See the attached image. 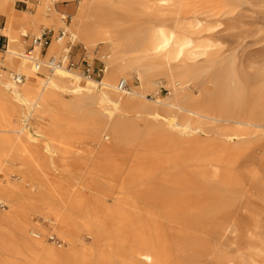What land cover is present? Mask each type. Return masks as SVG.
I'll return each mask as SVG.
<instances>
[{
	"label": "bare ground",
	"instance_id": "bare-ground-1",
	"mask_svg": "<svg viewBox=\"0 0 264 264\" xmlns=\"http://www.w3.org/2000/svg\"><path fill=\"white\" fill-rule=\"evenodd\" d=\"M38 1L30 13L0 0L8 39L0 51V202L11 208L0 214V264H175L171 226L188 216L199 224L245 193L235 143L263 126L262 90L253 102L245 84L264 75L251 77L196 36L207 24L203 10L218 15L231 0ZM60 3L75 9L61 11ZM64 26L106 63L101 83L64 66L37 69L25 56V35ZM64 47L52 42L48 56ZM212 70L214 89L199 84ZM121 79L128 89H118ZM161 86L168 96L159 95ZM209 126L220 129L216 141L208 140ZM75 170L84 173L79 183ZM132 196L153 207L129 204ZM35 213L42 223L33 222ZM7 226L15 232L5 236ZM49 231L63 244H49Z\"/></svg>",
	"mask_w": 264,
	"mask_h": 264
},
{
	"label": "rangeland",
	"instance_id": "rangeland-1",
	"mask_svg": "<svg viewBox=\"0 0 264 264\" xmlns=\"http://www.w3.org/2000/svg\"><path fill=\"white\" fill-rule=\"evenodd\" d=\"M9 1L16 9L22 7V5L18 7L20 3H16L15 0ZM52 2L53 0L49 2L50 6ZM74 9V6L68 7L70 11ZM209 9L203 10L201 18L206 19L207 24L202 32L196 34L197 38L214 43L215 49L225 62L235 58L238 68L251 77L264 75V0H231L226 10L218 15H213ZM192 18L193 15H189V19ZM167 24L173 26L174 23ZM34 34L30 32L26 49ZM7 42L8 39L4 35L0 39V50L6 48ZM1 44H5L4 49L1 48ZM88 56V59L91 61L95 59V64L100 65L102 59L99 56L96 58L91 54ZM214 73L215 70H212L202 75L199 84L214 89L215 85L211 82ZM255 80L245 84V89H250L254 93L253 102L259 91L262 90L264 95L263 79ZM232 87L230 82L228 88ZM195 92H198L197 88ZM168 94L167 87L161 86L159 95L166 97ZM152 97L153 95L148 96L149 99ZM137 121L141 127L144 126V121L141 119ZM209 131L208 140L216 141L218 138L216 134L220 129L209 126ZM235 146L243 149L237 163V172L247 182L245 193L231 203H222L218 213L209 214L199 224L194 223V217L188 216L184 225L171 226L176 235L171 239L175 264H264V121L263 126L251 130L241 140H237ZM12 168L9 178L13 183H19L20 163L13 164ZM4 174V171H0V180ZM73 175L79 179L77 180L79 183L84 173L75 170ZM59 177L68 185L69 182L65 180L63 174L60 173ZM26 187L30 188L28 185ZM96 187L99 190L115 192L110 183L98 182ZM128 203L140 209L153 207V203L135 196L130 197ZM107 204L115 207L118 204V196L114 195L108 199ZM10 209L6 203L0 202V214H7ZM42 216L39 213L33 214V222L42 223ZM44 224L48 225L47 222ZM183 229L189 232L186 237L177 233ZM14 232L13 227L7 226L5 236ZM80 236L85 242H91L85 231L81 230ZM46 239L49 244H63L52 231L48 232ZM1 255L7 256L5 253Z\"/></svg>",
	"mask_w": 264,
	"mask_h": 264
},
{
	"label": "built area",
	"instance_id": "built-area-1",
	"mask_svg": "<svg viewBox=\"0 0 264 264\" xmlns=\"http://www.w3.org/2000/svg\"><path fill=\"white\" fill-rule=\"evenodd\" d=\"M32 0H15L16 3L29 4ZM65 23H70L71 15L69 13L63 14ZM24 37L29 38L28 35ZM63 41L65 44L64 50L58 55H49L48 49L52 42ZM2 49L5 44H1ZM39 49V52L36 50ZM2 51V50H0ZM25 56L36 64L37 69L46 67L49 71L56 67H66L70 70L79 71L85 77L94 79L101 83L106 72V63L101 60L100 65L95 64V59L91 61L88 59V52L83 44L75 42L66 26L55 31L52 28L45 27L37 35L30 38V44L25 50ZM17 81H22L25 76L16 74ZM129 85L125 79H121L118 83L119 90L128 89Z\"/></svg>",
	"mask_w": 264,
	"mask_h": 264
},
{
	"label": "crops",
	"instance_id": "crops-1",
	"mask_svg": "<svg viewBox=\"0 0 264 264\" xmlns=\"http://www.w3.org/2000/svg\"><path fill=\"white\" fill-rule=\"evenodd\" d=\"M33 4H34V7H29V4L25 5V4H18V7L20 5H22L21 8H18L17 10H21V11H29L30 13H34L35 10H36V7L39 3L38 0H32L31 1ZM66 4H63V5H58L57 8L61 11H69V12H72L68 9H66L67 7L65 6ZM5 24H6V18L3 14H0V30H2L4 27H5ZM3 33L0 31V39L3 38Z\"/></svg>",
	"mask_w": 264,
	"mask_h": 264
}]
</instances>
